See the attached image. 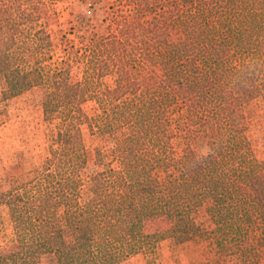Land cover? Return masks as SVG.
Here are the masks:
<instances>
[{
  "label": "trees",
  "instance_id": "1",
  "mask_svg": "<svg viewBox=\"0 0 264 264\" xmlns=\"http://www.w3.org/2000/svg\"><path fill=\"white\" fill-rule=\"evenodd\" d=\"M49 1L0 0L2 98L41 90L48 141L40 167L0 187L12 226L0 264H120L139 252L160 264V241L192 237L201 205L243 264L251 230L264 252V157L245 111L264 103V0H121L105 33L64 36L59 54L42 17ZM84 126L109 145L95 150L85 199ZM205 143L213 153L197 162ZM164 215L173 228L145 231Z\"/></svg>",
  "mask_w": 264,
  "mask_h": 264
},
{
  "label": "rangeland",
  "instance_id": "2",
  "mask_svg": "<svg viewBox=\"0 0 264 264\" xmlns=\"http://www.w3.org/2000/svg\"><path fill=\"white\" fill-rule=\"evenodd\" d=\"M182 2L183 0H179ZM124 1L121 0H51L42 8V17L48 26L54 51L59 54L58 46L64 36L74 38L83 33H105L111 18L124 11ZM113 77L104 79L109 86L113 85ZM3 87L0 78V187L7 189L14 179H27L31 171L41 166L48 150L47 126L42 111V91L34 89L13 98H2ZM85 109L89 115L99 112L97 100L86 103ZM247 113V139L253 146L258 158L264 157V103L255 100L249 103ZM83 137L88 151L90 163L81 177L82 198L88 197L89 175L96 168L94 153L96 148L107 150L108 143L100 136L92 135L87 126L83 127ZM174 144L179 140L174 139ZM190 218L195 227H191L188 239L168 236L160 241L156 260L160 264H243L239 257V247L234 242L227 241V236L216 230V225L204 206H196L190 211ZM176 217L164 215L146 221L147 233L163 232L175 226ZM254 229V228H253ZM249 239L244 246L252 253H243L245 264H264V252L259 243ZM226 233V230H225ZM228 234V233H227ZM12 240V226L7 208H0V250L9 245ZM247 251V252H248ZM248 256H251L250 258ZM148 258L142 253H136L120 264H147ZM27 264H55L49 255L30 259Z\"/></svg>",
  "mask_w": 264,
  "mask_h": 264
},
{
  "label": "clouds",
  "instance_id": "3",
  "mask_svg": "<svg viewBox=\"0 0 264 264\" xmlns=\"http://www.w3.org/2000/svg\"><path fill=\"white\" fill-rule=\"evenodd\" d=\"M213 153V149L205 143L202 148L198 150L196 157L197 162H201L203 159H206L210 154Z\"/></svg>",
  "mask_w": 264,
  "mask_h": 264
}]
</instances>
